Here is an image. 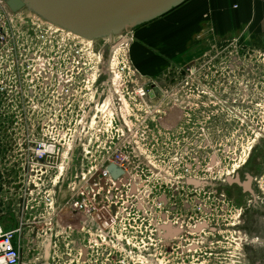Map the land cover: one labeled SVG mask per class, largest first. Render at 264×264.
<instances>
[{"label": "rangeland", "instance_id": "374dc122", "mask_svg": "<svg viewBox=\"0 0 264 264\" xmlns=\"http://www.w3.org/2000/svg\"><path fill=\"white\" fill-rule=\"evenodd\" d=\"M202 3L188 0L158 21L169 29ZM208 15L187 41L150 40L145 55L142 41L161 28L91 42L27 7L11 15L0 51V212L6 228L26 226L21 264H168L167 210L228 223L230 198H264V40L215 37ZM154 88L158 97L141 95ZM125 119L130 172L114 187L86 171ZM83 182L95 214L111 220L80 213L61 222ZM163 195L169 207L157 205Z\"/></svg>", "mask_w": 264, "mask_h": 264}, {"label": "flooded vegetation", "instance_id": "af4514ba", "mask_svg": "<svg viewBox=\"0 0 264 264\" xmlns=\"http://www.w3.org/2000/svg\"><path fill=\"white\" fill-rule=\"evenodd\" d=\"M229 202L228 223L172 212L164 230L168 264L175 260L176 264H264V198H230ZM230 236L229 241L219 239ZM22 238L27 239L25 224ZM70 242L77 245L75 240ZM49 246L47 242L44 250L48 252Z\"/></svg>", "mask_w": 264, "mask_h": 264}, {"label": "water", "instance_id": "95a60500", "mask_svg": "<svg viewBox=\"0 0 264 264\" xmlns=\"http://www.w3.org/2000/svg\"><path fill=\"white\" fill-rule=\"evenodd\" d=\"M13 11L27 7L62 27L88 37L118 35L153 21L187 0H5ZM157 89L149 91L152 99ZM117 179L123 170L110 164Z\"/></svg>", "mask_w": 264, "mask_h": 264}, {"label": "built area", "instance_id": "2783aa9c", "mask_svg": "<svg viewBox=\"0 0 264 264\" xmlns=\"http://www.w3.org/2000/svg\"><path fill=\"white\" fill-rule=\"evenodd\" d=\"M13 10L8 6L7 2L5 0H0V51L3 50L4 46L8 44L10 34V25H11V20L12 17L11 15L13 14ZM141 95L146 96V98L151 99L149 96V91H145V89L141 90ZM159 96V93L156 92V97ZM84 120V119H83ZM112 123V121H111ZM125 126H127V129H124L125 131H122V136H112L110 137L109 141L105 143V146L103 147L104 150L101 151L102 154V161L101 164L98 165V168H93L90 167L87 171L85 168H83V172L86 171L88 174L91 173H98L100 172L103 174V179L106 181L108 179L111 180V185L116 186L118 183H121L123 181V178H125L126 175L130 172L128 170V163L130 161V158L132 155L127 152V150L122 149L121 141L122 139H127L130 136L131 132V123L127 122L126 119L124 120ZM85 125L88 126V129L91 130L93 122L92 123H85ZM83 137L82 136H75L73 137L72 141V146L69 149V153L67 154L70 156L72 154V157L74 156L73 148L76 142H82ZM89 150L86 149L84 150L85 155L87 156L89 154ZM36 153L40 156V160L43 159L44 154L46 153V150L42 149L39 147V150L36 151ZM64 157V165L70 161L69 157ZM110 164H116L119 168L123 170V174L119 176L117 179L113 178L111 172L109 171V166ZM85 167V166H83ZM108 182V181H107ZM111 186V187H112ZM88 187V182H83L81 184V187L79 188L78 192L76 193L77 195L72 197L68 200L66 204L67 211L70 210L67 213H63L61 216L60 214V219L62 221H67L69 224H71L73 221L78 220L81 218L82 213L87 220L90 219L92 216L94 218V221H97L98 223H105L108 221V219H112L113 215L108 214L107 212L104 211L101 214L99 213L98 215L95 214L96 211H98L97 207H94L92 209L89 197H85V193L87 191ZM138 187H141V183L135 182V185L132 187L131 191L135 192V189ZM80 196H83V199H80ZM171 200L170 198L166 197V195H163L159 200H157V205L160 206H167L169 207ZM111 206V205H109ZM169 209V208H168ZM92 211V212H91ZM172 212L167 210L165 214L160 215V218L164 219V224L167 222H170ZM167 220V222H166ZM174 223V222H173ZM22 223L18 229H6L0 224V264H21L22 263V258H23V238H22ZM165 226L162 228V230H165ZM102 232V230H101ZM165 234V231H164Z\"/></svg>", "mask_w": 264, "mask_h": 264}, {"label": "crops", "instance_id": "0c3cea01", "mask_svg": "<svg viewBox=\"0 0 264 264\" xmlns=\"http://www.w3.org/2000/svg\"><path fill=\"white\" fill-rule=\"evenodd\" d=\"M188 1V0H187ZM195 2L196 0H192ZM202 5L192 11L189 14H185L183 20H178L176 26H171V28H166L163 25V22L158 21L159 18H163L165 14L153 21H150L144 26L142 24L136 27L134 30L138 32L140 30H148L150 27H159L161 28L157 33H154V36H150L146 41H142L141 52L142 54H148L147 48L152 41L153 44L158 43L160 40H168V44H175L181 41H187L192 36V33L196 32L198 28L201 27V30H204L205 21L203 20V13L207 10L210 11L209 20L210 26L215 28V37L216 35L223 38H232V37H241L248 41H263L264 40V0H201ZM186 2V1H185ZM184 2V3H185ZM183 3V4H184ZM186 4L183 5V7ZM176 10V8H175ZM179 10V9H178ZM172 16L174 9L170 11ZM179 12H184L183 9H180ZM167 14V13H166ZM168 16V15H166ZM200 21V24H199ZM159 22V26L157 23ZM184 24V25H182ZM200 25V26H199ZM199 26V27H198ZM209 26V25H208ZM166 28V29H164ZM164 29V30H163ZM179 32V36L176 34ZM204 40L205 37H202ZM207 39V38H206ZM208 40V39H207ZM146 42V43H145ZM144 46L145 49L142 47ZM143 49V50H142ZM5 211L0 212V221L3 223L2 226L7 225V220ZM5 220V221H4ZM9 227V226H8ZM11 230L12 228H6ZM27 254L26 251H23V258L26 260ZM26 264V261H24Z\"/></svg>", "mask_w": 264, "mask_h": 264}, {"label": "bare ground", "instance_id": "6f19581e", "mask_svg": "<svg viewBox=\"0 0 264 264\" xmlns=\"http://www.w3.org/2000/svg\"><path fill=\"white\" fill-rule=\"evenodd\" d=\"M39 16V15H38ZM47 22H50V23H52L53 25H55V26H59V27H61V28H63L64 30H66V31H71V32H73V33H75L74 31H72V30H69V29H66V28H64V27H62L61 25H58V24H55V23H53V22H51V21H48L47 20ZM75 34H78V35H81L82 36V34H79V33H75ZM84 37H85V35H83ZM82 36V37H83ZM119 36H120V34H119ZM87 38H88V36H86ZM118 37V36H117ZM106 38H109V39H111V38H114V35H112V34H109V35H106ZM118 38H120V37H118ZM118 38H116V39H118ZM89 39H90V41L91 40H93L94 38L93 37H89ZM95 40V39H94ZM91 42H93V41H91ZM117 43V42H116ZM64 162H65V160H64ZM64 164L62 165V170L64 169Z\"/></svg>", "mask_w": 264, "mask_h": 264}]
</instances>
